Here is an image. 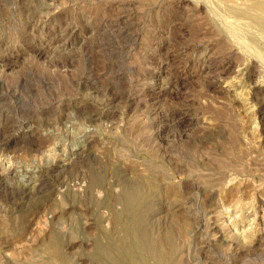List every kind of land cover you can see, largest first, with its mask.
I'll use <instances>...</instances> for the list:
<instances>
[{
  "label": "rangeland",
  "instance_id": "rangeland-1",
  "mask_svg": "<svg viewBox=\"0 0 264 264\" xmlns=\"http://www.w3.org/2000/svg\"><path fill=\"white\" fill-rule=\"evenodd\" d=\"M256 2L0 0V264H264Z\"/></svg>",
  "mask_w": 264,
  "mask_h": 264
},
{
  "label": "bare ground",
  "instance_id": "bare-ground-1",
  "mask_svg": "<svg viewBox=\"0 0 264 264\" xmlns=\"http://www.w3.org/2000/svg\"><path fill=\"white\" fill-rule=\"evenodd\" d=\"M258 1V0H257ZM258 8H261V9H264V2H256V4H255ZM230 53V52H229ZM228 54V53H227ZM235 54H236V52H235ZM232 55V54H231ZM251 59V58H250ZM241 60V59H240ZM231 61V60H230ZM229 62V61H228ZM233 62V61H232ZM248 62V61H247ZM251 62V61H250ZM249 62V63H250ZM239 63V62H238ZM252 63V62H251ZM246 64V63H245ZM233 65V64H232ZM241 65V64H240ZM244 66V65H243ZM242 66V67H243ZM246 66V65H245ZM244 66V67H245ZM258 66V65H257ZM230 67V66H229ZM249 67V66H248ZM247 67V68H248ZM259 68V67H258ZM227 69V68H226ZM249 69V68H248ZM246 69L244 68V71H245ZM256 70V69H255ZM226 71V70H225ZM231 71V70H230ZM248 71V70H247ZM232 72V71H231ZM239 72V71H238ZM241 72V71H240ZM250 72V71H249ZM248 72V73H249ZM233 73V72H232ZM245 73V72H244ZM237 74V73H236ZM235 74V75H236ZM237 76V75H236ZM241 77V76H240ZM242 77H244V76H242ZM246 77V76H245ZM249 77V76H248ZM246 79V78H245ZM249 79V78H248ZM237 81H238V79H237ZM241 82H243V81H241ZM240 82V83H241ZM246 82V81H245ZM236 83V82H235ZM226 84V83H225ZM237 84V83H236ZM234 85V84H233ZM238 85V84H237ZM239 85H241V84H239ZM230 87V86H229ZM110 99V98H109ZM106 101V100H105ZM99 103V102H98ZM110 103V102H109ZM109 103H106L105 105H104V107H105V110H104V112H103V114H102V112L100 113V114H94V115H91L90 116V118H89V121L90 122H97L98 123V121L99 120H101V118H108V117H110L113 113H114V109L113 108H111L110 107V104ZM92 105V104H91ZM98 105H100V104H98ZM94 107V106H93ZM89 122V123H90ZM105 122V121H104ZM103 122V123H104ZM109 124V123H108ZM110 126V125H109ZM87 130V129H86ZM85 130V131H86ZM89 130V129H88ZM84 135V134H83ZM154 139H155V137H154ZM72 154H75V152H73L72 151ZM120 171V170H119ZM120 177V176H119ZM232 180V179H231ZM231 181H229V183H230ZM231 185H232V183H231ZM228 186V185H227ZM229 190V189H228ZM210 195V194H209ZM213 196V195H212ZM223 197V196H222ZM230 199V198H229ZM264 200V199H263ZM263 200H259L258 201V203H259V205H258V207H259V210L257 209V214H255V215H253V218H251L250 219V221H248V220H246V221H244V222H241V223H235L236 222V220H235V222H234V219H233V217H234V215H233V213H231V211L229 210V209H227V218L229 219V220H231L230 221V226L233 228V234L232 235H234V241H232V240H227V241H229L228 243L231 245V246H237V248H238V246L240 245V243H244L243 241H242V239L244 238V236L245 235H248V233H250L251 232V230L252 229H254V227H253V225H258V224H264V210H261V206H263V204H264V201ZM247 203V202H246ZM256 206V205H255ZM248 209V208H247ZM249 211V210H248ZM256 211V210H255ZM260 212V213H259ZM250 213V212H249ZM253 213V212H252ZM255 213V212H254ZM223 214V213H222ZM235 214V213H234ZM236 215V214H235ZM220 219V218H219ZM236 219H238V218H236ZM228 220V221H229ZM225 221V220H224ZM240 222V221H239ZM216 223V222H215ZM215 225H217V224H215ZM227 224L225 223V226H226ZM218 226V225H217ZM217 226H216V228H217ZM223 226V225H222ZM213 227V226H212ZM227 227V226H226ZM258 227V226H257ZM215 230V229H214ZM221 233V232H220ZM223 234V233H222ZM223 237V236H222ZM246 237V236H245ZM233 239V238H232ZM223 240H224V237H223ZM240 241H242V242H240ZM240 242V243H239ZM254 242V241H253ZM228 244V245H229ZM251 245V244H250ZM232 248V247H231ZM239 249V248H238Z\"/></svg>",
  "mask_w": 264,
  "mask_h": 264
}]
</instances>
